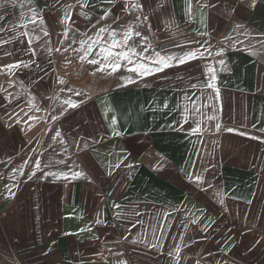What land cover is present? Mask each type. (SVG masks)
<instances>
[{"label": "crops", "instance_id": "crops-1", "mask_svg": "<svg viewBox=\"0 0 264 264\" xmlns=\"http://www.w3.org/2000/svg\"><path fill=\"white\" fill-rule=\"evenodd\" d=\"M191 4L0 0V264H264V0Z\"/></svg>", "mask_w": 264, "mask_h": 264}, {"label": "snow or ice", "instance_id": "snow-or-ice-1", "mask_svg": "<svg viewBox=\"0 0 264 264\" xmlns=\"http://www.w3.org/2000/svg\"><path fill=\"white\" fill-rule=\"evenodd\" d=\"M78 3H81L82 7H87V0H77ZM127 6V5H126ZM133 8L141 9L143 8V5L140 4H132ZM191 0H189V13H191ZM103 18H106L103 17ZM65 20H70L71 17L69 14H66L65 17L63 18ZM30 22L32 24H36L38 22L37 17L33 16L30 18ZM39 23H43V20L40 19ZM108 31L105 28H100L99 33H104ZM45 36L48 35L47 32L44 33ZM67 35V33H65ZM119 35L120 38H117ZM109 36L111 38L110 43L105 46H100L99 48V54L101 59H88L89 55L93 52V47L92 44H89L86 48L82 49L83 54L80 56V60L84 61L87 60L89 64L92 65H99L101 63L104 64V67L110 68L112 72L118 71L122 63L127 62L129 65H133L132 67L128 68V71L134 72L139 76H145L147 74H152L153 72H160L164 68L170 67L169 61H177L179 65H183L185 63L190 62L191 60L197 59L199 57V52L198 51H188L184 55L180 57H175V56H161L159 53H156V59L151 61V64L157 65L156 67H152L150 65H146L142 61L146 59V55L142 54L141 52L137 51L136 48L131 47L129 45V41L134 37L140 36L139 32H136L133 28L129 27L125 32L118 34L115 30H112L109 33ZM103 36H98V39L96 41H93V44H100V42L103 40ZM143 47V46H142ZM123 49V51H117V49ZM75 50V49H74ZM147 50V49H146ZM56 51H60V49H56ZM66 51V49H65ZM222 53L218 52L217 55H221ZM133 57H136L135 60H133ZM221 64L223 61L220 62ZM21 65L20 64H9L5 65L4 67L12 70L19 68ZM104 68H98L97 71H103ZM210 72H214L215 70L213 68L209 69ZM212 80H215L216 77L213 75L211 77ZM61 84L65 83V81L60 80L59 81ZM208 88H212L215 91L218 92V89L215 88V85L213 83H209L207 85ZM79 95V93H77ZM65 104H67L69 107L75 108L78 107V105L74 104L71 100H65ZM55 119V117H53ZM211 119V117H209ZM115 123V121H113ZM217 128H219V125H217ZM194 131H199V129H194ZM229 131H232L229 129ZM58 135V134H57ZM116 135H119V133H116ZM39 168V162H37L36 165ZM118 168L119 165H116ZM76 176H82V172L75 173ZM199 177H196V180L199 181ZM220 203L223 204V199L220 200ZM195 223V221H193Z\"/></svg>", "mask_w": 264, "mask_h": 264}, {"label": "built area", "instance_id": "built-area-1", "mask_svg": "<svg viewBox=\"0 0 264 264\" xmlns=\"http://www.w3.org/2000/svg\"><path fill=\"white\" fill-rule=\"evenodd\" d=\"M7 216V210L4 207V201L0 193V222Z\"/></svg>", "mask_w": 264, "mask_h": 264}]
</instances>
